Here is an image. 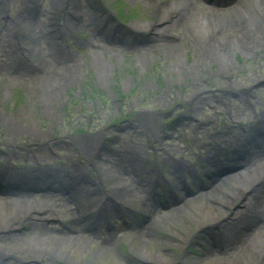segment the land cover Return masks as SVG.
Returning a JSON list of instances; mask_svg holds the SVG:
<instances>
[{
    "label": "rangeland",
    "instance_id": "374dc122",
    "mask_svg": "<svg viewBox=\"0 0 264 264\" xmlns=\"http://www.w3.org/2000/svg\"><path fill=\"white\" fill-rule=\"evenodd\" d=\"M37 1L33 0L37 8L48 11L43 16L36 14L32 0H0V165L10 163L15 169L23 167L27 171L39 167L41 172L37 173L43 177L48 175L46 172L66 177L75 169H84L86 180L75 191L71 190L74 198L68 199V194L53 191L43 200L51 203L46 207L55 216L56 226L58 221H63L58 220L59 216L88 213L97 206L96 214L105 216L106 209H111L112 199H118L115 185L120 179L128 183L125 178L131 179L132 184L128 183L129 188L119 187L123 193L130 194L123 205L138 212L128 216V210H122L114 213L119 215L117 218L112 213L113 219L129 226L132 220L141 221L142 215H151V211L140 209L147 185L142 188L136 184L129 172L130 165L135 168V174L147 173L149 179L157 177L154 169L159 165L158 178L164 192L179 184L175 176L179 166L172 164L175 159L171 155L181 157L190 167L189 171L191 166L199 170L209 156L219 157L220 148L210 153L214 146L207 144L236 143L240 131L248 129L254 116L264 112V45L249 46L246 54L231 52L232 66L216 68L210 57L199 56L191 43L186 42L187 31L180 37L176 28L155 34L160 24L156 12L166 9L164 0ZM74 3L76 14L65 25L64 7ZM47 16L51 21L46 20ZM54 20L57 31L54 34L52 27L51 36L45 35V41L39 32L44 24ZM102 25L121 35L127 45L119 47L105 42L103 37L114 42L117 39L111 33H101ZM56 44H60L63 54L56 50ZM176 44L179 46L177 59L187 67L193 66L197 75L178 73L172 67V60L176 58L172 49ZM11 47L19 50L10 53ZM35 47L43 54L52 52L61 57L58 62L52 61L54 67L60 68L57 75H38L33 67L37 57ZM141 58L148 62L138 63ZM97 71L104 72L105 79L99 78ZM242 90L246 92L242 94ZM88 134L91 139L99 140L98 162L95 154L96 159L88 158L91 152L85 139ZM127 143L136 153L135 160H127L131 152L126 149ZM226 150L231 153L229 147ZM96 162L109 171L102 173ZM4 173L6 179L13 177V182H18L16 187H9L11 190L29 187L28 176H21L20 180ZM190 179L197 186L198 179ZM227 183L232 186L231 181ZM244 191L234 196L241 200L246 197ZM41 193L44 192L33 195L39 197ZM205 198L204 202L211 203ZM183 207L160 210L165 211L162 217L147 219L141 230L125 231L121 223L113 229L101 225L103 235L117 234L119 242L110 250L99 244L102 241L99 231L95 237L82 231L79 235H83L75 243L102 254L101 260L96 259L92 264H130L125 258L128 253L144 262H161L155 255L158 252L168 253V259L163 260L168 261L165 264H207L200 255L208 247L204 244L208 237L206 225L202 224L206 220L202 219L200 224L194 222L189 218L193 211L188 202ZM113 222L110 220L104 225L110 227ZM252 222L246 227L248 230L251 226L254 229ZM23 224L20 220L10 228L0 227V234L18 230L24 239L26 235L32 236L34 228ZM89 226L92 230L94 224ZM24 227L28 230L26 233H23ZM145 234L149 239L143 246L141 237ZM141 248L150 258L142 255ZM66 252L63 256L68 260H89L86 253Z\"/></svg>",
    "mask_w": 264,
    "mask_h": 264
},
{
    "label": "bare ground",
    "instance_id": "6f19581e",
    "mask_svg": "<svg viewBox=\"0 0 264 264\" xmlns=\"http://www.w3.org/2000/svg\"><path fill=\"white\" fill-rule=\"evenodd\" d=\"M164 3L166 9L162 12H156V20L159 21L160 24L155 28V34L157 33L158 35H161V33H167L176 28L179 33L178 37H180L183 35L184 31H187L188 33L184 36L186 37V42L191 43L194 52L199 56L206 58L210 57L209 61L215 63L216 68L227 69L232 66L230 60L231 52L238 51L246 54L249 46L258 44V46L264 45V0H234L232 2L233 5L226 8L211 5L206 6L200 4L199 1L196 0H164ZM32 5L33 8H35L33 0ZM74 6L75 3L64 7L65 17L67 15L75 16L76 10L74 9ZM34 10L39 16H43L48 12H44L41 8L37 7ZM164 14H167V16L165 17ZM49 16L46 18L47 21H51ZM226 19H229L230 21ZM68 21L72 22L70 19H68ZM152 33L153 32H151V35ZM226 46L228 47L226 48ZM230 47L233 48V50H231ZM55 48L58 52H62V54L64 53L60 44H56ZM17 50H19V47H11L10 53L16 52ZM34 51L37 57L35 58V64H33V67L38 70V75L42 73H46V76L47 74L50 76L57 75L56 73L59 72L60 68L56 67L58 65H55L54 67L52 61L60 59L61 57L52 52L43 54V52L39 51V47H35ZM172 51L174 54L176 53V58L173 59L174 61L172 60V67L175 68V71L178 73L185 72L192 76L197 75L193 66L188 65L187 67L184 64H181V61L177 59L179 52L178 44L174 46ZM169 56L171 57L170 53ZM146 61V58H141L138 63ZM97 72L99 78L105 79L104 72ZM242 92V94H244L246 91L242 90ZM184 114L186 115L185 112ZM125 126L126 125H124V127ZM85 139L86 142H89L90 144L88 148L89 152L91 146V152L90 155L88 154V158L91 161V158L94 157L93 154H95L98 162V160H100L99 152L101 151V149L98 151L99 148H97L99 140L95 141L94 139H91L89 134ZM119 141H121V139H119ZM126 149H130L128 143ZM242 150L243 148L241 147L239 152ZM130 151V157L127 160H135L136 153L132 149H130ZM262 151H264V145H262L257 151L249 152V156L243 159L244 163L251 160L245 172L239 170L237 174L227 175L225 176L224 183L212 185L211 190L188 199V205L191 206L193 211V213L189 215V218L198 224L202 223V219L206 220L203 221V225H211L212 223L214 229L216 228L220 234V241L218 242L219 247L217 249L224 246L222 254L215 252V249L211 248V251L206 254V257H204L207 264H264V224L261 223L257 227V232L251 235L240 233L241 230L238 224L239 222L244 223L248 220V216L246 215L247 212L264 217V202L255 199L254 196L253 198L254 200H257V204L252 205L247 202L249 201V198L247 197L241 201L240 207L236 209V213H234L235 210L229 213L228 207L233 204L232 195H235V192L230 186L226 187L228 186L226 182L229 179L232 180L231 182H234L235 186L243 189L248 188L249 185L259 179L263 178L262 181H264V153L259 154ZM97 165L99 170H102V173L109 171L107 167L102 168V165L100 166L98 163ZM10 166V163L1 164L0 172H7L13 176H19L27 172L23 167H20L21 169H15L16 167L14 168L11 166L14 168L13 172V168L10 169ZM130 167H132V165H130ZM36 169L38 170H32L30 171V175H27L29 183L26 185H29V187L27 188L26 186L23 190L17 191L20 192L17 193L18 197L14 199L0 195V215L4 214L0 217V227L10 228L12 227V223L16 222V224H18L21 220L24 223L23 226L28 225L31 229L34 228L33 235H26V239H24L23 235L20 236L22 233L18 230L8 231L6 234H0L1 242H4L5 244V247L0 244V264H92L96 259L101 260L102 254L98 251L90 248L87 249V247L75 243L76 239L78 240L80 238L79 236L81 235L79 234L82 232L83 227L90 224L92 221H97L100 218L99 214L86 216L85 211H83L82 213L78 212L77 214H75V212L73 214L71 213L65 218L60 216L58 218V216H56L58 220H63L62 222L58 221L59 225L56 226L57 220L55 219V216L52 215L49 207H46L48 203L49 205L51 203L43 201L44 199H47L55 189L62 190L66 194H69V192L71 193V189L75 190L78 184L86 180L84 169H75L74 167V173H71L68 176L66 175V177L53 172H46L48 175L43 177L40 176V173H37L41 172L39 171L40 168L37 167ZM132 169L135 171V168L132 167ZM125 180L132 184L131 179L128 180L125 178ZM128 183H125L124 181L121 182L120 179L118 184L115 185V188H117L116 190H118L117 193H119L116 195L118 198L116 199L117 205H119L118 203L123 205V202L128 200L130 194H125L121 191L123 186L129 188ZM150 183L157 186L160 184V180L155 181L153 178H150ZM142 184L148 186V174L139 175L138 185L140 186ZM12 185H16V183L13 182ZM25 189H32L35 193H44H41L39 197H36L35 194L28 196L26 193L29 190L24 192ZM215 190H219V192ZM234 190L237 193L235 188ZM69 195L73 197V195ZM203 197H206L211 203L204 202ZM107 198L109 197L107 196ZM199 200H202V202L199 203ZM102 206L103 205L101 204V208ZM181 207L182 209H185L183 204L178 208ZM149 208L148 203L141 201L140 209L148 210ZM109 210L111 209L109 208ZM182 211L185 212V210ZM106 212H108V209H106ZM221 216L224 217V220L220 219ZM159 218H157V220H159ZM152 223L153 220L148 226H151ZM27 231L28 230L25 228V232L23 233H26ZM234 237L240 238L237 241H230ZM217 238L219 239L218 234ZM148 239V236L141 237V244L145 246L146 240ZM7 242H12V244L7 245ZM99 244L102 245V243ZM112 245H115V243H112ZM105 248L106 250H110L109 246H106ZM66 251L76 254L86 253L89 256V260H68L63 256L64 252L67 253ZM140 251L144 257L150 258L145 253V250L141 248ZM137 252L139 253V251ZM105 254L106 252L104 255ZM125 255V258L130 264H138L137 258L127 254ZM155 255L159 257L161 262L168 259V253L158 252ZM165 262L168 261H163V263Z\"/></svg>",
    "mask_w": 264,
    "mask_h": 264
}]
</instances>
